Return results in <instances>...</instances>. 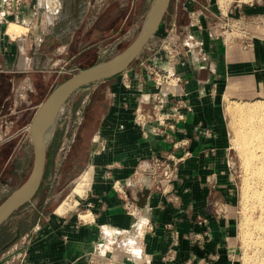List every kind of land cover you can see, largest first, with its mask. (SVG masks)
<instances>
[{
    "label": "crops",
    "instance_id": "crops-1",
    "mask_svg": "<svg viewBox=\"0 0 264 264\" xmlns=\"http://www.w3.org/2000/svg\"><path fill=\"white\" fill-rule=\"evenodd\" d=\"M53 1L57 9L37 0L0 22V194L22 147L34 158L28 128L39 105L68 74L101 62L108 37L129 29L128 12H108V0ZM168 14L143 57L90 84L82 115L68 109L90 137L88 170L72 194L81 208L67 199L55 210L49 201L32 206L25 217L37 218L0 252V264H240L225 104L264 96V0L235 5L230 18L220 0H172ZM234 15L237 28L227 33ZM12 23L24 30L11 33ZM151 65L183 82L157 87ZM176 110L184 118L169 120L168 138L158 116ZM174 139H187L190 154L168 185L152 176V158L184 155ZM126 199L136 202L134 215Z\"/></svg>",
    "mask_w": 264,
    "mask_h": 264
},
{
    "label": "rangeland",
    "instance_id": "rangeland-1",
    "mask_svg": "<svg viewBox=\"0 0 264 264\" xmlns=\"http://www.w3.org/2000/svg\"><path fill=\"white\" fill-rule=\"evenodd\" d=\"M152 1L153 0H108L109 6L110 3H114V5L112 6V10H108V12L116 13V8L121 9V11L118 12H128V17H126V19L124 20L125 24L127 23L129 29L126 33H124L123 36H120L119 39L117 38V36L108 37L106 47L101 50L100 57L96 59L97 61H105L117 55L121 52V50L127 47L137 37L138 33L142 28L145 16ZM261 1L263 0H220V4L222 3L221 5L224 11L228 13V18H230L231 15L229 14V11L234 9L235 5L255 4ZM115 3L121 4L115 6ZM168 12L165 16V24L169 23ZM233 17L235 18V22L233 23L236 25V18L238 17L235 15ZM234 27L237 28L236 26ZM227 29H229L227 28V26L225 29L223 28V30ZM229 30L227 31V33L231 32V28ZM155 36L146 45L148 49H151L153 47L154 44L152 43L156 41ZM230 36L232 37L231 34ZM146 47L137 59L143 57L144 53L148 51ZM69 76L70 75L68 74L67 78ZM59 82H61V79ZM92 85L86 86L81 90H78L76 94L71 96L69 101L61 108L58 115L56 132H60V136L58 139L59 147L54 156V164L52 166V169L50 170V173L48 174L46 179H43L44 187H49L48 201L51 210H55L56 207L63 203L66 199L68 200L67 203L74 205L73 208H81L80 204H76V202L72 198V194L74 193V188L77 184V181L81 178L83 173L88 170L86 169V162L87 157L90 153L89 130H85L82 132L81 123L77 124V122H73L78 121V118L73 119L72 117L67 116H70V114H68V109L71 106L73 107L74 105L75 107L77 106L78 115H82L81 112L83 111V106L87 97L86 94L90 91V89H92ZM231 106L233 108L238 106H244L243 108L251 110L259 109V112L256 114L257 116H255L253 123L258 127H261V130L264 133V96L255 97L252 99H229L225 104L227 129L229 132L228 136L231 156V171L234 177L237 195L236 197L238 199L239 263L264 264V230H261L260 228L255 226L256 222L260 221V218L264 216V210L259 207L260 205L259 203H257V200L254 197V192L258 188L257 179L259 178V176H256L253 172L254 166L252 167L247 158L243 157L246 155L245 152H242L244 150V147L242 148L241 142L237 141L238 137L239 140L240 138L243 139V135L249 127V125L245 122L247 119V114H234L233 108H231ZM65 118H68V121H65ZM75 145L76 150L79 148V150L75 152L78 153V165L80 164L81 167H77L74 170L73 177H70L72 173L69 175V177L67 176L65 180L66 184H64V161L66 160L67 154L70 153V151L75 147ZM20 152L21 153H19L17 157H15L14 160L9 164L5 174L2 177L3 189L0 194V200L5 199L13 190L20 186L24 182L25 177H27V175L29 174V171L31 170L33 164V154L31 147L27 146L26 149L22 147ZM258 152H264V145L258 148ZM4 184L8 186L4 188ZM40 196H37L33 201H31L32 203H28V205H26L21 210H18V212H16L10 219L6 221L4 227L0 230V252L4 249H9L17 242L15 241V243L8 245V243L16 236L17 228L22 217L25 216L27 210L39 203ZM68 196H70L71 199ZM19 238L17 240H19Z\"/></svg>",
    "mask_w": 264,
    "mask_h": 264
},
{
    "label": "water",
    "instance_id": "water-1",
    "mask_svg": "<svg viewBox=\"0 0 264 264\" xmlns=\"http://www.w3.org/2000/svg\"><path fill=\"white\" fill-rule=\"evenodd\" d=\"M172 0H153L142 28L137 37L117 55L82 69L56 86L39 105L29 125V136L34 150L33 164L26 180L0 203V227L6 223L18 210L33 201L43 183L47 153L57 129V120L61 108L79 89L98 81L116 76L127 70L139 57L149 41L158 34L164 23L165 16ZM52 113L53 132L48 141H44L42 123L45 116ZM21 233L8 243L17 241Z\"/></svg>",
    "mask_w": 264,
    "mask_h": 264
},
{
    "label": "built area",
    "instance_id": "built-area-1",
    "mask_svg": "<svg viewBox=\"0 0 264 264\" xmlns=\"http://www.w3.org/2000/svg\"><path fill=\"white\" fill-rule=\"evenodd\" d=\"M37 0H3L2 6L0 8V22L9 24L11 17L16 15L26 6H32V8H36ZM44 3L48 6H51L53 9H57L58 3L54 2L53 0H43ZM236 26L235 24L227 25V28H231ZM148 71L153 77L154 84L159 88H173L179 86L183 82V78L181 75L170 73L168 71H162L158 68L154 67L153 65L148 67ZM172 117L177 118H184L182 113H179L177 110L171 114L167 113L161 114L158 116L160 126L158 127L157 131H161L164 129L167 132V128H175V122H170L169 120ZM136 120L141 124L144 125L146 116L142 109L138 107L136 113ZM162 128V129H161ZM167 137L170 138L169 133L167 132ZM174 148L180 149L182 148L184 151V155L177 156L176 153L170 152L164 155H154L152 158V176L158 180H165L167 184L170 185V182L176 175V171L178 169V165L180 161L184 158V156L189 155L190 151L188 149V140H172ZM166 189V186H163V190ZM125 207L129 214L134 215L137 212L138 206L135 201L130 199L125 200Z\"/></svg>",
    "mask_w": 264,
    "mask_h": 264
},
{
    "label": "bare ground",
    "instance_id": "bare-ground-1",
    "mask_svg": "<svg viewBox=\"0 0 264 264\" xmlns=\"http://www.w3.org/2000/svg\"><path fill=\"white\" fill-rule=\"evenodd\" d=\"M22 30H24V28L15 23H12L9 29V31L13 34L18 33ZM243 107L238 106V107L233 108L231 106V108H233L234 114H240V115L247 114V119L245 122L246 124L249 125V127L247 128L246 132L243 135V139L240 138L239 140V137H238L237 141L241 142L242 148L244 147L245 151L243 150L242 152H245L246 155L243 157L247 158V160L250 162V165H252V167L254 166L253 167L254 171L253 170L252 171L255 173L256 176H259V178L257 179L258 188L254 192V197L257 200V203H259L260 205L259 207H261L264 210V152H258V148L264 145V141H263L264 133L262 132L261 127H258L257 125H254L253 123L255 116H257L256 114L259 112V109L251 110V109H247ZM51 114L52 113L47 114L42 123L41 128H42V133H43L42 136H43L44 141H48L53 132L54 122H53V118ZM261 123H262V120H261ZM255 226H257L261 230H264V216L260 218V221L256 222Z\"/></svg>",
    "mask_w": 264,
    "mask_h": 264
},
{
    "label": "trees",
    "instance_id": "trees-1",
    "mask_svg": "<svg viewBox=\"0 0 264 264\" xmlns=\"http://www.w3.org/2000/svg\"><path fill=\"white\" fill-rule=\"evenodd\" d=\"M126 48V47H125ZM70 77V76H69ZM68 77V78H69ZM67 77L64 79L66 80ZM63 80V81H64ZM59 136H60V132L57 131L56 132V135H55V138L53 139V142L51 143L49 149H48V153H47V165H46V170H45V179L46 177L48 176V174L50 173V170L52 169V166L54 164V156H55V153L59 147V142H58V139H59ZM81 144V143H80ZM79 144V145H80ZM79 150V148L76 150V145L75 147L70 151V153L67 154L66 156V160L64 161V166H63V182L66 180V177L71 174L70 177H73V172L74 170L77 168V167H81L80 164L78 165V162H79V159H78V153H76L77 151ZM76 151V152H75ZM68 183V182H67ZM64 184H66V181L64 182ZM49 187H44V180H43V183L41 185V188L37 194V196H40V203L41 205H44L48 202V199H49ZM36 196V197H37ZM32 203V202H31ZM30 204V203H29ZM28 205V204H27ZM26 206V205H25ZM24 206V207H25ZM22 207V208H24ZM21 208V209H22ZM20 209V210H21ZM18 212V211H17ZM29 217V216H28ZM28 217H22L21 221L19 222V225H18V228L17 230L20 231V233L23 231H26V229L28 228L29 224L32 222V220L34 219V217L37 218V216H33L31 215L29 218ZM5 225V224H4ZM4 225H2L0 227V230L4 227Z\"/></svg>",
    "mask_w": 264,
    "mask_h": 264
},
{
    "label": "flooded vegetation",
    "instance_id": "flooded-vegetation-1",
    "mask_svg": "<svg viewBox=\"0 0 264 264\" xmlns=\"http://www.w3.org/2000/svg\"><path fill=\"white\" fill-rule=\"evenodd\" d=\"M47 165V164H46Z\"/></svg>",
    "mask_w": 264,
    "mask_h": 264
}]
</instances>
